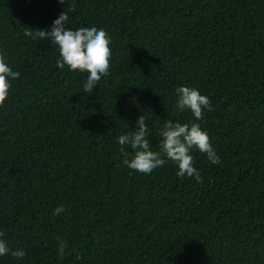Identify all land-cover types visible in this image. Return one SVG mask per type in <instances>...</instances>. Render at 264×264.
<instances>
[{"label":"trees","instance_id":"1","mask_svg":"<svg viewBox=\"0 0 264 264\" xmlns=\"http://www.w3.org/2000/svg\"><path fill=\"white\" fill-rule=\"evenodd\" d=\"M63 11L111 37L91 94L25 35ZM0 54L20 73L0 107V239L26 253L0 264H264V0H0ZM179 86L212 101L196 122L221 162L193 150L202 183L171 161L134 171L117 142L141 115L156 151L165 120L193 122Z\"/></svg>","mask_w":264,"mask_h":264},{"label":"clouds","instance_id":"2","mask_svg":"<svg viewBox=\"0 0 264 264\" xmlns=\"http://www.w3.org/2000/svg\"><path fill=\"white\" fill-rule=\"evenodd\" d=\"M63 3V0H60ZM68 15L64 11L56 18L49 31L44 29L26 30L25 35L34 40L49 39L53 45L58 46L59 59L56 66L64 69L67 66L69 71L87 73V78L82 89L86 94L93 92L103 77L110 74L112 44L111 37L105 29L92 27H80L72 30L65 27ZM20 73L13 71L6 62L3 54H0V107H3L11 89V81L17 79ZM177 96L176 109L179 112L189 110L195 120L191 123H180L167 119L164 121L159 135L162 138L159 150H152L148 139V127L145 116L137 118L136 129L128 130L127 133L118 137V144L123 159V164L128 168L141 174H151L153 170L163 167L171 161L178 168V177H194L197 183H202L203 178L200 172L193 166V150L206 154L212 164H219L221 158L217 155L212 146L211 139L206 131L196 121L203 120L205 110L212 111V101L207 95L201 94L196 88L179 86L175 89ZM133 150L129 159L126 148ZM66 211L63 205L54 210V215H60ZM4 233L0 232V237ZM68 247L64 241L59 242L58 252L61 258ZM11 255L16 258H23L25 251L22 249L13 250L4 239H0V256ZM79 258L80 254H76Z\"/></svg>","mask_w":264,"mask_h":264}]
</instances>
